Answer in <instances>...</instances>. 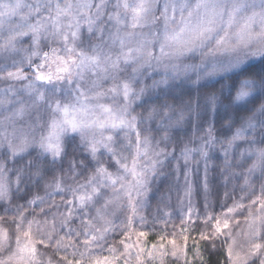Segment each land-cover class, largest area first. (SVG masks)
Returning a JSON list of instances; mask_svg holds the SVG:
<instances>
[{"label": "snow or ice", "instance_id": "6c2138e0", "mask_svg": "<svg viewBox=\"0 0 264 264\" xmlns=\"http://www.w3.org/2000/svg\"><path fill=\"white\" fill-rule=\"evenodd\" d=\"M85 30L90 38L96 37V44L84 46ZM213 42L214 47H209ZM44 47L49 51H43ZM203 48H208L209 56L227 52L230 58L226 64L215 61L210 66L202 60L199 68H193L196 83L225 72L241 75L238 70L249 59L264 58V0H0V73H4L0 75V83L6 85L0 88V149H6L0 153V201L11 204L13 187L17 193H26L28 182L40 174V166L48 157L53 165L61 160L66 155V142L75 138L71 134L80 136L95 161L87 181L67 190L71 195L65 201L59 230L55 216L50 226L47 220L41 225L35 219H27L28 208L34 210L44 204V197H33L27 206L3 208L4 215L13 213L16 231L13 242L7 230L0 227V253L6 254L0 258V264H53L51 258L38 259L37 245L51 247L56 254L63 250L65 255L55 264H85L86 258L87 264H113L118 259L115 247L108 246L111 256H94L93 248L104 251L106 234L116 231L115 222L109 219L111 210L125 198L131 215L121 232L123 252L119 258L124 264H131L132 246L127 241L140 203L138 198L147 191L150 176L175 152V148L171 152L167 147L153 148L152 138L142 136L140 125L159 117L156 130L164 132L162 139L167 142L173 121L179 126L185 120L183 111L176 113L167 103L152 108L146 117L134 115V106H143L147 95L145 88L137 89L136 85L139 76L145 69L153 68L155 62V68L164 71L162 80L154 87L159 84L169 87V80L187 74V66L178 63L181 57ZM34 58H39V63H34ZM24 64L30 68L31 75L24 71ZM128 67L131 74L122 76ZM225 87L224 99L228 103L222 107L226 127L235 126L226 146L220 142L225 166H231L230 151L244 142L248 147L239 153L240 160L253 158L248 173L259 170L264 174V76L259 81L238 79ZM218 99L215 93L208 97L213 113L218 111ZM186 107L191 111V103ZM196 107L199 108V103ZM121 131L126 133L128 147L133 149L130 157L118 154L114 148L113 133ZM217 143L214 126L209 123L205 135L200 137L199 147L186 144L181 151L186 168L193 153L203 161L205 191L209 150ZM34 147L39 149L37 157L17 167ZM101 149L115 160L116 173L97 158L103 154ZM77 165L88 167L84 160H73L70 170L74 171ZM185 181L188 183L187 171ZM62 183L60 178H54L46 188L63 193ZM46 194L49 198L52 195ZM257 201L261 215L252 220L244 243L224 231L229 227L227 214L222 219L206 216V223L215 221L214 232L201 233L200 238L225 236L226 264H254V258L264 264V243L258 242L264 240V198L257 197L252 203ZM189 205L191 220L194 211L191 201ZM241 206L227 208V213ZM40 210L47 216L43 208ZM74 217L80 219L81 230L72 226ZM186 231L187 228L182 229L181 235ZM139 236L146 233L141 231ZM188 238L183 235L185 242ZM160 239L163 241L165 237ZM168 243L174 249L172 256L179 259L176 239ZM80 247L84 248L83 252L79 251ZM159 247L164 248V244ZM69 249L74 259H69ZM143 251L141 248L135 254L137 264H142ZM77 254L79 258H75ZM182 254L184 264H191L186 252Z\"/></svg>", "mask_w": 264, "mask_h": 264}, {"label": "rangeland", "instance_id": "374dc122", "mask_svg": "<svg viewBox=\"0 0 264 264\" xmlns=\"http://www.w3.org/2000/svg\"><path fill=\"white\" fill-rule=\"evenodd\" d=\"M160 28H162V24ZM145 31H148V29H145ZM82 40L84 41L85 47H87L89 44L97 43L96 37L90 38L86 30L82 32ZM209 47H214V42L210 44ZM155 51L158 54V46ZM207 52L208 48H203L195 51L194 53H189L184 57H181L178 63L183 66H187V74H181L177 79L169 80V87L167 88H165L163 84H159V86L154 87V85H157L158 82H160L163 78V68H156V70L154 69L156 73L151 72L150 74H143L139 76V83L136 85V87L137 89L141 87L146 89L147 95L144 98L165 97L167 100L169 99L168 105L173 106L176 113L181 111L184 112L185 120L179 126L184 127L185 122L191 121L190 124L187 125V128L191 130L187 140H195L196 143L187 144L189 147H199L200 137L205 135V130L208 128L209 123H212L214 126V135L217 138L218 143L214 148L209 150L210 160L208 162L209 170L207 191H205L204 187V163L199 155L193 153V159H190L188 167L186 168L185 161L181 156L182 150L178 148V150H175L173 155L164 160L163 166L157 169V173L153 176H150L147 191L138 198L140 203L137 207V213L133 217V228L130 240L127 241L132 246L129 249L133 257L131 264H137V261L135 260V254L140 251L143 244L147 245L145 239L142 238L141 240V237H139V232L146 231V229H154L157 232H161L164 237H167L164 239V241L168 245L170 244L168 241L175 238L176 244L178 246L177 255L181 257L183 256L182 253L185 251L184 245H189L191 243L192 235H194L195 230H200V232L205 234H211L214 232L213 225L215 221H208L206 223L205 220L207 215L210 214L213 217H219L222 219L224 214H227L229 227L224 231L229 232L239 243L245 242L246 234L249 232V225L256 216L261 215L260 202L257 201L255 204H253L252 201L256 200L257 197L264 198V192H262V188H264V174H262L259 170L249 174L247 169L251 165L253 158L241 161L239 155V153L247 148L248 145L244 142H239L238 147L230 151L229 158L231 161V166H225L222 144L220 142H225L224 146H226V141L231 137L233 131L235 130V126L232 129L227 128L226 120L223 122L222 127L218 130L216 125L223 117H225L222 107V105L225 103L222 99L225 95H227V91L226 89L221 88L220 85V87L217 88L220 90L218 93H216L219 99L217 101L218 111L215 113L212 111L213 106L207 102L210 95L205 96V93L207 92L206 90L213 89L216 86L217 80L226 77V75L233 72H225L222 75H217L211 78L204 77L198 83L195 82L196 73L193 71V68H199L202 60L208 66H210L211 63L215 61H223L226 64L230 58V54L227 52H219L214 56H209L207 55ZM258 58L259 57L249 59L247 62L256 61ZM26 73L31 75V70ZM124 73L127 74L126 76L130 75L131 67H128ZM159 73L160 77H153V75H158ZM3 74L4 73H0V75ZM5 86V84L0 83V88ZM17 87H19V85ZM105 87L108 86L105 84ZM257 91H259V89H257ZM222 92L224 95H221ZM188 96H190L191 99H189ZM234 96L235 93L233 94V97ZM189 103L192 105L191 111H189V109L186 107V105ZM197 103H199V108L196 107ZM154 107L155 106H152L148 110H144L143 112L145 113L142 115V117H146L148 112ZM134 113L139 112L134 110ZM158 119L159 117H157V120L155 121H145V123L140 125L142 136L146 135L151 137V129L153 127L157 128ZM175 127L177 126L175 121H173V127L170 128L167 133L169 136V141L175 139V134H173ZM71 135L76 138L79 136L78 134ZM160 141L164 144V140L162 138ZM161 144L157 145L154 143L152 146L156 148L154 145H157L159 148H161ZM167 149L169 152H171L173 147L167 146ZM115 150L118 154L129 157L132 155L133 151V149L128 147V142L120 147V149L115 148ZM4 151H6V149H0V153ZM29 151L31 155L26 156L25 161L19 162L17 167L22 166L23 163L28 159L36 158L39 149L34 147ZM100 151L103 154H98V159L108 166L111 172L116 173L118 166L116 165L115 160L103 149ZM78 159L79 158H73L71 160H84L85 163L92 165L95 164V161L92 160L91 156L88 159L87 155H84L81 160ZM50 160L51 158L48 157L47 160L40 166V174L38 176L34 175L33 179L28 182L26 193L23 191L17 193L13 187L10 193L11 204L5 205L3 201H0V216H3V220H0V227L7 230L9 237L12 238L13 242L16 231L15 224L13 223L15 217L12 212L4 215L3 208L5 206H10L12 208H15V206L18 204L27 206V201L33 199V197H44V204L40 205L39 207H34V210L33 208H28V212L26 213L27 219H35L39 221L41 225H43L44 221L47 220L49 221L50 226V222L52 221L53 216H55L57 228L59 230L61 214L65 213V201L69 199L71 195V193L67 190L69 188H75L79 184L85 183L89 176L92 175V173L91 175H88L82 173L80 170H74L69 172V174L61 173V175L59 174L57 176L50 177L49 173L48 176L42 177L43 169H56V167L50 163ZM197 161H200L199 164H197ZM238 164L242 166H237ZM69 166L67 165L68 168ZM77 167L80 166L77 165ZM32 171L34 173L36 170L33 169ZM186 171L188 172V183L185 181ZM54 178H60L62 180V186L65 189L63 193L58 194L53 192V189L46 188V186L50 184ZM178 179H180V181ZM189 188L190 194L186 195V193H189ZM46 193H51V197L49 198ZM189 201H191V206L194 209L191 220L188 219V208L190 206ZM53 204H55L57 207H51ZM206 204L207 207L205 206ZM234 205L242 206L235 207L232 213H227V208L234 207ZM41 208L44 209V212L47 213V216L41 212ZM111 211L113 214L109 216V219H112L115 222L116 231L108 232L106 234L104 251L101 253L99 249L94 247L93 255L111 256L113 254L107 250L108 246L115 247L117 249L115 256L118 257V259H116L113 264H124L123 259L119 257L123 252V245L120 244V240L123 238L121 232L124 228V222L126 221L127 217L131 215V211L127 206V199L125 198ZM72 226L77 230L82 229V225L78 217H74V223ZM33 227L35 229V225ZM184 228H187V231L184 232L183 235H187L189 237L186 242L183 240V235H181V230ZM60 234L63 235V231H60ZM173 234H175V237ZM262 235H264V233H262ZM218 239L224 240L225 242V236L223 235H220ZM180 240H182V247H179ZM258 242L264 243V240H260ZM192 244H194V246L197 248L195 241L192 240ZM169 247L170 248L168 251L166 249L167 252H163L165 256H172L171 253L174 251V249L171 244ZM225 247L227 249L226 243ZM37 248L39 252L38 259L47 261L49 258H51L53 260V264H55V262L59 260L61 256L65 255L63 250H61L59 254H56L51 247L45 248L43 245H37ZM149 248H153V246L148 245L146 249L148 250ZM79 251L83 252L84 248L80 247ZM5 255L6 254L4 253H0V258H5ZM67 255L69 259H74V257L71 255V249L68 250ZM75 258H79L78 254ZM85 264H87V258L85 260ZM254 264H259V258H254Z\"/></svg>", "mask_w": 264, "mask_h": 264}, {"label": "trees", "instance_id": "16d2710c", "mask_svg": "<svg viewBox=\"0 0 264 264\" xmlns=\"http://www.w3.org/2000/svg\"><path fill=\"white\" fill-rule=\"evenodd\" d=\"M159 27H161V25H159ZM26 46V45H25ZM53 47H59V45L53 44L51 45ZM43 51H49L48 47H44ZM34 63H39V58H34ZM155 64V63H153ZM24 68L25 72H29L30 68L28 67L27 64H24L22 66ZM154 69L156 70V68H147L144 70V74H150L151 72H155ZM240 73H242L241 75H236L234 73H230L228 75H226V77L220 78L219 80L216 81V86L213 89H209V90H205L207 91L205 93L206 95H211L212 93H218V91L220 89H217L221 86V88L226 89L225 87L226 85H230L233 84L236 80L238 79H254L256 81H259L261 76H264V58L259 57L256 61H251V62H247V64H245L241 69L238 70ZM126 72V71H125ZM129 72V71H128ZM127 72V73H128ZM159 72V71H158ZM161 73V72H160ZM160 73L158 75H153L154 78H158L160 77ZM126 73H122V76H126ZM228 77H231V79H228ZM107 85V84H106ZM220 85V86H219ZM108 86V85H107ZM235 93V91L233 90L232 92V96ZM189 95V94H188ZM189 99L190 96H188ZM187 98V99H188ZM223 102L225 104L228 103L227 100H225L224 98L222 99ZM145 103L143 104V106H134L135 111L139 112V113H133L134 115H138L141 116L145 113L143 112L144 110H148L149 108H151L152 106L158 107L161 104L167 103L169 102V99L167 100V98L165 97H157V98H144ZM153 101L155 103H153ZM187 102H189L188 100H186ZM173 102V100H172ZM260 101H256L255 106L258 107L259 106ZM191 121L189 122H185V126L181 127V126H177L175 127V131L173 132V134H175V139L174 140H168L167 142L164 141V144L160 141V139L164 136V132L163 131H157L155 127H153L151 129V138H152V144H161V148L167 147V146H172L173 148H175V150L178 148L180 150L183 149V147L186 144H189V141L187 140V137H189V134L191 133V130H189L187 128V125L190 124ZM223 122H225V117H223L219 123L216 125L218 129H220L222 127ZM215 130V129H214ZM145 132V131H144ZM114 137H115V144L114 147L120 149V147H122L124 144H126L128 142V140L126 139V133L125 132H116L113 133ZM191 136V135H190ZM80 136H78V138H74L71 139L69 141L66 142V146H65V152L66 155L59 161H57L53 166L56 167V169H48L45 170L43 169L42 172V177L48 176V174L50 173V177H54L57 175H61L62 174H69V172H72V170H70V167L68 168L67 165H70V162L72 161L71 159L73 158H79L78 160H81L83 158L84 155H87L88 159L90 158L89 152L87 150V147L81 142V139H79ZM134 136L132 137L133 141H134ZM187 140V141H186ZM167 143V146H166ZM157 145L156 146L157 148ZM154 148V147H153ZM159 148V147H158ZM177 149V150H178ZM99 158V155L98 157ZM191 159H193V155L191 157ZM88 164V167H76L75 170H80L82 173L84 174H88L91 175V173H93L94 168H95V164ZM80 168V169H79ZM180 181V179H178ZM194 231V230H193ZM146 233V236H139L145 239L146 244L142 245V248L144 250V253H142L141 256V261L142 264H184V255L181 256L179 259H177L176 257H172V256H168L165 254H163L164 251L169 250V245L163 240L160 239L162 235L161 232H157L156 230H150V229H146V231H143ZM202 232H200V230H195L194 235H192V240L195 241V245L197 244V248L194 246V244H192V240L191 243L189 245H184L185 247V251L187 254V259L191 262V264H226V260H227V254H226V247H225V242L224 240H220L218 238H214V239H209V240H202L200 238V234ZM167 238V237H165ZM182 240H180V244L179 247H182ZM163 243L164 244V248H160L159 245ZM153 246L156 245L155 248H149L148 250L146 249L147 246ZM166 251V252H167ZM197 252H199L200 255H197ZM149 253H151V255H149ZM144 259V260H143Z\"/></svg>", "mask_w": 264, "mask_h": 264}]
</instances>
